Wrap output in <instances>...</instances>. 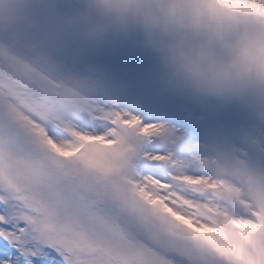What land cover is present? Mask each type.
<instances>
[{"label": "snow or ice", "instance_id": "obj_1", "mask_svg": "<svg viewBox=\"0 0 264 264\" xmlns=\"http://www.w3.org/2000/svg\"><path fill=\"white\" fill-rule=\"evenodd\" d=\"M27 39L0 21V264H264V168L183 154Z\"/></svg>", "mask_w": 264, "mask_h": 264}, {"label": "clouds", "instance_id": "obj_2", "mask_svg": "<svg viewBox=\"0 0 264 264\" xmlns=\"http://www.w3.org/2000/svg\"><path fill=\"white\" fill-rule=\"evenodd\" d=\"M57 39L89 47L136 37L157 59L160 83L178 94L218 102L252 98L264 120V0H66ZM51 3V0H48ZM29 0L0 5V21L14 11L31 28ZM27 45L49 56L38 41ZM90 96H103L108 83L95 70L68 73ZM239 255L238 248L230 249Z\"/></svg>", "mask_w": 264, "mask_h": 264}, {"label": "rangeland", "instance_id": "obj_3", "mask_svg": "<svg viewBox=\"0 0 264 264\" xmlns=\"http://www.w3.org/2000/svg\"><path fill=\"white\" fill-rule=\"evenodd\" d=\"M69 6L66 0H51L50 4L48 0H29L27 11L36 23L26 29L27 37L38 41L66 73L87 75L89 70H95V74L101 75L109 89L105 95L95 97L99 102L134 112L145 122L163 124L174 135L181 136L183 154L214 155L215 151L236 148L247 154L250 166L264 168V151L261 150L264 149V129L242 121L200 114L189 106H180L175 96L136 79L127 83L128 77L118 64L124 60L130 46L127 39L109 40L89 47H81L67 38L57 39L60 14ZM187 123L194 126L191 133H188ZM247 136H255L257 145L246 143ZM154 144L162 147L159 139Z\"/></svg>", "mask_w": 264, "mask_h": 264}, {"label": "water", "instance_id": "obj_4", "mask_svg": "<svg viewBox=\"0 0 264 264\" xmlns=\"http://www.w3.org/2000/svg\"><path fill=\"white\" fill-rule=\"evenodd\" d=\"M138 48L139 47L134 44L132 46L131 50L128 52L126 62H125V70L126 71H133V70H131L132 66H133L131 64V61H134L133 58L139 59L140 54H141L140 50ZM149 52H150L151 56H153L156 59L154 54L151 51H149ZM157 66H158V63H157ZM157 84L162 85L161 83H157ZM184 95L186 98L193 100V101H195L199 104H202L204 106H207L211 109H214L217 111H223L225 113L233 114V115H237V114L245 115V114H247V115L253 117L254 119H257V120L264 122V120H261L257 116L256 111H255L254 101H252V100H247V101L227 100V101H223V102H218V101L211 99V98L196 99V98H193L192 96H190L189 94H184ZM220 104L223 105V107H220Z\"/></svg>", "mask_w": 264, "mask_h": 264}]
</instances>
